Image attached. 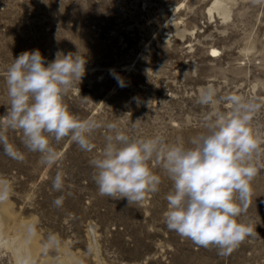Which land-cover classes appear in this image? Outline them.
<instances>
[{
	"label": "rangeland",
	"instance_id": "1",
	"mask_svg": "<svg viewBox=\"0 0 264 264\" xmlns=\"http://www.w3.org/2000/svg\"><path fill=\"white\" fill-rule=\"evenodd\" d=\"M216 3L220 10L213 7ZM213 49L220 54L213 57ZM34 50L41 52L45 66L58 53L85 59V73L63 103L79 119L101 127L91 136L95 147L90 152L69 137L53 141L59 159L51 166L24 148L20 130L7 131L24 160H13L0 149V176L13 186L9 200L0 203V264H24L17 247L21 240L30 264H264V3L0 0V117L9 107L8 67L22 52ZM207 86L218 97L237 94L261 106L252 122L260 146L253 157L257 172L238 217L253 234L228 255L167 229L166 196L173 183L161 161H150L161 178L159 190L130 205L101 196L89 164L104 147L105 136L113 134L109 123L134 139L161 136L169 144H187L206 131L204 122L213 111L229 110L223 103L214 108L197 102ZM57 172L65 178L62 191L52 187ZM58 197H63L59 207L53 204Z\"/></svg>",
	"mask_w": 264,
	"mask_h": 264
},
{
	"label": "clouds",
	"instance_id": "2",
	"mask_svg": "<svg viewBox=\"0 0 264 264\" xmlns=\"http://www.w3.org/2000/svg\"><path fill=\"white\" fill-rule=\"evenodd\" d=\"M264 3V0H253ZM85 59L69 53L47 63L39 50L22 52L8 67L6 75L9 107L0 125V149L9 158L24 160L22 153L7 137L8 130H20L27 151L39 153L41 163L51 166L59 156L57 144L69 137L82 151L94 149L92 134L101 127L95 120H81L63 103V97L85 73ZM117 83L123 78L109 70ZM197 102L216 107L223 103L228 111H213L205 120V132L194 135L187 144L182 140L167 143L163 137L132 138L116 124L106 127L113 133L89 164L101 196L126 199L127 204L141 202L147 193L159 190L161 178L150 167L159 160L173 183L167 196L164 221L170 231L204 248L215 247L219 255H228L247 237L250 225L238 217L246 209L250 184L257 169L254 155L260 151L252 122L260 110L255 100L237 94L218 97L212 86L202 88ZM63 174L57 172L52 187L62 191ZM13 193L11 181L0 176V203ZM63 197L53 201L61 206ZM30 234L34 228L29 226Z\"/></svg>",
	"mask_w": 264,
	"mask_h": 264
},
{
	"label": "bare ground",
	"instance_id": "3",
	"mask_svg": "<svg viewBox=\"0 0 264 264\" xmlns=\"http://www.w3.org/2000/svg\"><path fill=\"white\" fill-rule=\"evenodd\" d=\"M213 7L216 9V11L220 10L222 8V6H220L219 3L214 4ZM223 14L224 15L226 14L225 11H224ZM211 51L214 54L213 57H216L218 54H220V52L217 49H213ZM17 247L20 249L21 253H24V257H25V260L23 261L24 264H30L31 254L29 253L30 251L28 249V246H27L26 242L24 240L19 241L18 244H17Z\"/></svg>",
	"mask_w": 264,
	"mask_h": 264
}]
</instances>
